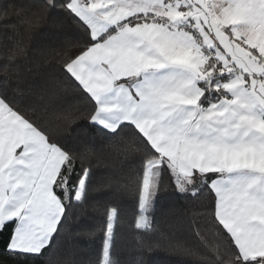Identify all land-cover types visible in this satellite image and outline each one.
<instances>
[{
	"label": "snow or ice",
	"instance_id": "1",
	"mask_svg": "<svg viewBox=\"0 0 264 264\" xmlns=\"http://www.w3.org/2000/svg\"><path fill=\"white\" fill-rule=\"evenodd\" d=\"M160 254L264 264V0H0V264Z\"/></svg>",
	"mask_w": 264,
	"mask_h": 264
},
{
	"label": "trees",
	"instance_id": "2",
	"mask_svg": "<svg viewBox=\"0 0 264 264\" xmlns=\"http://www.w3.org/2000/svg\"><path fill=\"white\" fill-rule=\"evenodd\" d=\"M163 203V202H162ZM181 203L188 205L186 209H182L180 207H176L168 210L166 213L161 214L157 213V220L160 229L166 233L171 234L175 239L178 240H187L189 239L187 233L183 230H179L176 225L178 224L179 219L181 218L182 212H187L189 214L195 213L197 211V206L194 205V202L182 201ZM125 243H129L131 240L130 235H125ZM70 252V245H65L63 249H61V254H66ZM130 259V257H128ZM158 264H170V261L163 254H160L156 257Z\"/></svg>",
	"mask_w": 264,
	"mask_h": 264
}]
</instances>
